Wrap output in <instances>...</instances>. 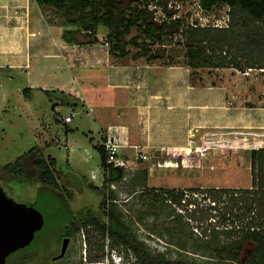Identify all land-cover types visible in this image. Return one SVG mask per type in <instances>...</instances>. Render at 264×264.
<instances>
[{
	"label": "crops",
	"instance_id": "1",
	"mask_svg": "<svg viewBox=\"0 0 264 264\" xmlns=\"http://www.w3.org/2000/svg\"><path fill=\"white\" fill-rule=\"evenodd\" d=\"M44 9L35 0H0V70L23 72L27 80L37 77L35 74H48L49 79L40 85L36 79L28 91L39 90L54 103L52 111L60 120L53 122L62 125L68 154L75 143L68 138L73 133L70 125L74 116H83L75 125L86 130L84 136L90 144L97 143L93 146L96 152L107 137H113L121 146L117 158L126 168L110 169L116 175L114 178L107 173L110 182L118 180L119 171L129 170L126 178H131L132 189H166L153 186L165 180L172 181L175 190L206 189L191 184L197 171L188 161L192 148L205 135L222 133L227 139L247 136L264 149V86L257 77L225 74L215 84H193L186 64L132 59L138 52L135 47L133 55L125 48L127 56L114 57L109 51L107 30H97L92 44H67L61 38L64 27L60 22L49 24L50 12ZM63 105L72 112L64 116L71 117L69 123H64L59 109L54 108ZM87 150L85 160L91 157ZM226 152H221L223 156L213 150L203 171L213 172L242 160L250 172V152H239L238 157ZM170 165L178 169H168ZM98 261L109 264L106 258Z\"/></svg>",
	"mask_w": 264,
	"mask_h": 264
},
{
	"label": "rangeland",
	"instance_id": "2",
	"mask_svg": "<svg viewBox=\"0 0 264 264\" xmlns=\"http://www.w3.org/2000/svg\"><path fill=\"white\" fill-rule=\"evenodd\" d=\"M123 1L125 5L134 3L133 0ZM172 1H176V4L172 5L170 10L164 8L162 11L161 9V14L167 16L169 12L176 13V17L184 27L190 23L191 19L194 20L200 12L197 8V1L199 0ZM175 6H180V9L174 11ZM44 10L50 12L47 16L52 18L54 22L61 23V18L52 10L47 8ZM213 10L215 16L221 18L224 15L225 7L216 6ZM161 19L163 21V18ZM152 24L159 26L157 22ZM105 30V28H99L98 33L105 32ZM134 36L135 31L132 30L125 39L129 40ZM103 38L105 39L104 36ZM126 48L132 55L136 50L132 45H127ZM150 50L152 55L159 56L156 61L160 64L186 63L184 59V42L180 38L179 32L164 37L159 44L151 46ZM38 60L42 59L39 58ZM238 62L242 66L245 65V62L241 59ZM33 63L34 58L32 59ZM43 73L35 74L37 77L27 80L23 72L0 70V187L5 195L15 203H35L33 208L43 218V226L35 232L31 243L10 254L6 258L5 264H88L89 255L101 256L102 259L106 258L109 264H113L111 255H114V259L121 255L125 264H133L134 260L130 253L127 254L122 247L112 248L110 239L107 236L100 235L92 226H80L79 232L69 239V245L64 256L55 259L59 255L61 244L65 240V230L69 225L84 220V217L90 218L93 215L95 217L99 205L109 196L115 199L114 203L121 212L125 225L133 232L136 239L142 242L152 253H166L171 260L183 255L187 259L198 262L211 261L209 257L216 261L217 259L213 257L212 248L206 247L208 245L206 242L210 241L209 245L213 246L215 244L213 241L204 238L203 232L205 229L209 230L210 227H213L222 213L204 210L193 213V206L187 208L184 206L179 210L163 208L161 212L152 215L151 211L155 210L150 206L155 205L149 204L152 196L145 190L136 187L132 189L130 186L131 178H126L130 173L129 170L119 171L118 180L115 182L103 184L99 156L93 147L97 143L90 144L89 139H85L84 136L86 130L75 125L79 123V119L83 116H74L73 123L70 125L73 133L68 138L75 143L69 149L68 154L63 143L65 136L62 125L53 122L54 120H60L59 115L52 111L54 103L51 102L50 97L39 90L28 91L36 79L40 80L37 81L39 85L41 81L49 79L46 78L48 74ZM195 73L194 82L200 86L215 84L221 79L219 77L222 76L223 78L225 74L228 76L241 75V72L234 69L205 68L197 69ZM255 77L258 78L261 86H264V79L260 76ZM54 97L51 98L54 99ZM54 108L55 110L56 108L59 109L62 118L72 113L69 107L65 105L61 108ZM51 123L52 128L49 129ZM45 125L47 126L45 127ZM51 141H53V144H49ZM85 144L89 147V150H87ZM85 150L91 154L90 158L86 157L87 160L84 157ZM242 151L249 153L252 150L250 148L240 151L232 150L225 154H237L238 157L239 152ZM33 152H36L37 156L39 155L45 160L49 157L56 160L54 167L47 163L49 170L52 171L55 187L43 184V172L35 164L36 159H39L36 155H32L25 161V158L23 159L21 174L18 177L9 176L1 170V167L13 165L18 158ZM221 155L225 156L224 154ZM189 157H191V160H188L189 163L195 165L197 171L196 180L191 183L194 187H251L250 172H247L244 162L240 159V161L236 160L238 163H233V165L227 167L224 165L210 172L208 170L203 171L204 163L211 159L210 156L201 159L191 153ZM67 159L69 160L67 161ZM172 168L178 169V167L172 165L168 169ZM91 176H94V178L91 179ZM93 185L100 187L99 190L91 189ZM153 186L172 189L174 184L170 180H165L162 183L155 182ZM66 193H69L71 197H68ZM190 198L192 200L196 199L197 202H200L201 199L200 195H190ZM199 207L206 209L202 203ZM176 219H178L179 224L175 229L174 222ZM179 226L181 229H179ZM164 229L169 231H164ZM206 235H208L207 232ZM188 236L191 238H188ZM178 241L187 243V249L182 254L173 246ZM253 248L254 246L251 243L244 246L238 257L240 263H245L251 257ZM223 258L220 257V259Z\"/></svg>",
	"mask_w": 264,
	"mask_h": 264
},
{
	"label": "trees",
	"instance_id": "3",
	"mask_svg": "<svg viewBox=\"0 0 264 264\" xmlns=\"http://www.w3.org/2000/svg\"><path fill=\"white\" fill-rule=\"evenodd\" d=\"M133 1L134 3L125 5L123 0H35L40 8H48L61 18L60 24L64 27L61 38L67 44H92L98 28L103 27L107 30L109 51L114 57L127 56L129 53L125 48L132 45L138 49L132 59L146 57L150 61L158 60L159 56L152 55L150 47L159 44L164 37L178 32L181 21L156 26L151 23L149 13L144 8L150 0ZM199 4L206 11L216 6H227L229 24L227 29L182 30L185 64L192 70L190 76L193 84L197 69H234L242 72L246 68H264V0H199ZM47 22L55 24L52 18ZM132 30L135 31V36L125 40ZM240 59L245 62L244 66L238 62ZM97 152L104 172L103 184H108L110 179L107 173L114 178L116 175L110 172L112 166L106 164L103 146ZM29 154L31 153L18 158L13 165L1 167V170L9 176H20L23 159L25 161L32 155L37 156L36 152ZM37 157L39 159H36L35 164L43 172V184L55 187L52 171L47 165L49 163L54 167L55 160H44L39 155ZM250 175L251 187L246 189H142L152 196L149 203L155 205H150L155 208L151 211L152 215L161 212L163 208L179 210L184 206H193V213L203 210L222 213L214 226L203 232L204 238L215 244L213 246L209 245L210 241L206 242V247L212 248L216 261L209 257L211 261L198 262L183 255L171 260L166 253H152L125 225L121 212L114 203L115 199L109 195L99 205L95 217H84L80 223L70 224L64 237L71 238L77 234L80 226H92L100 235L110 239L111 247H122L127 254L130 253L133 264H264V149L250 152ZM66 194L71 197L69 193ZM190 195H200V202L192 200ZM201 203L206 209L199 207ZM30 205L34 207L35 203ZM174 223L176 229L178 219ZM166 230L169 231L164 229ZM247 243L254 246L252 255L245 263H240L239 254ZM173 246L180 254L187 249L185 241H178ZM100 259L101 256L89 255L88 264H97Z\"/></svg>",
	"mask_w": 264,
	"mask_h": 264
},
{
	"label": "built area",
	"instance_id": "4",
	"mask_svg": "<svg viewBox=\"0 0 264 264\" xmlns=\"http://www.w3.org/2000/svg\"><path fill=\"white\" fill-rule=\"evenodd\" d=\"M198 2V9L199 14L193 20H190V23L184 27L180 25V29L178 32L180 33V38L183 40L182 30L187 28L197 29V28H204V29H227L229 24V8L225 7L224 15L221 18L215 16L214 8L210 11H206L200 7L199 1ZM176 4V1L172 0H150V2L144 6L150 16L151 23L157 22L159 25L162 23L169 24L171 21L178 20L176 17V13L169 12L167 16L161 14V9L163 11L164 8L166 10H170L172 5ZM162 5V6H161ZM180 9V6H175L174 11ZM201 14V16H199ZM204 14V17H203ZM170 16V18H168ZM163 18V21L162 19ZM156 24V23H154ZM253 76H260L264 79V68H246L241 72V75L244 77H248L250 75ZM71 121V117H66L63 119L64 123H69ZM239 133V132H238ZM239 134H244L240 132ZM245 135V134H244ZM261 143L258 141L249 140L247 136L232 135L230 139L227 137H223L222 133L219 135L215 134H207L205 137L202 138L201 143L197 146H194L191 150V153L198 158L204 159L207 158L213 150H219L220 152L226 151H240V150H247L250 148L252 151H256L260 149ZM105 154H106V164L112 166L114 169H124L126 168L125 163L117 158V151L121 148L120 145L115 143L113 137L109 136L106 138V141L103 145ZM141 159H145V157H141ZM118 261V260H117ZM102 264V263H97Z\"/></svg>",
	"mask_w": 264,
	"mask_h": 264
},
{
	"label": "water",
	"instance_id": "5",
	"mask_svg": "<svg viewBox=\"0 0 264 264\" xmlns=\"http://www.w3.org/2000/svg\"><path fill=\"white\" fill-rule=\"evenodd\" d=\"M42 226L39 212L30 205L10 200L0 187V264H5L10 254L28 246ZM68 245L69 238H66L55 259L64 256Z\"/></svg>",
	"mask_w": 264,
	"mask_h": 264
},
{
	"label": "clouds",
	"instance_id": "6",
	"mask_svg": "<svg viewBox=\"0 0 264 264\" xmlns=\"http://www.w3.org/2000/svg\"><path fill=\"white\" fill-rule=\"evenodd\" d=\"M113 256L111 255V259L113 260V264H125V261H124L123 257H121V255H118L116 259H114Z\"/></svg>",
	"mask_w": 264,
	"mask_h": 264
},
{
	"label": "flooded vegetation",
	"instance_id": "7",
	"mask_svg": "<svg viewBox=\"0 0 264 264\" xmlns=\"http://www.w3.org/2000/svg\"><path fill=\"white\" fill-rule=\"evenodd\" d=\"M27 205H30V204H27ZM31 206V205H30ZM64 239H66V237H64ZM70 239V238H69Z\"/></svg>",
	"mask_w": 264,
	"mask_h": 264
}]
</instances>
